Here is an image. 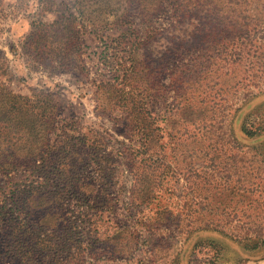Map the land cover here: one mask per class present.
Returning a JSON list of instances; mask_svg holds the SVG:
<instances>
[{"label": "trees", "instance_id": "16d2710c", "mask_svg": "<svg viewBox=\"0 0 264 264\" xmlns=\"http://www.w3.org/2000/svg\"><path fill=\"white\" fill-rule=\"evenodd\" d=\"M38 3L54 19L32 23L24 52L64 71L85 68V20L91 28H123L106 53L118 74L98 82L95 94L101 115H113L116 130L137 142L125 154L131 186L120 183L119 162L102 132L75 137L68 129L76 122L61 119L54 94L13 90L8 58L0 50V179L24 175L12 184L9 200L0 198V264L264 259V90L243 96L240 105L237 93L234 105L233 99L213 97L212 90L222 91L227 82L202 79L198 54L201 28H215L213 18L226 28L233 25L234 34L253 48L264 26V0ZM203 15L211 20L202 22ZM142 16L152 22L167 16L168 25L143 34L132 21L143 22ZM213 37L207 53L219 45ZM205 64L212 72L213 62ZM241 82H233L232 91ZM106 217L116 220L110 226L116 232L101 233Z\"/></svg>", "mask_w": 264, "mask_h": 264}, {"label": "rangeland", "instance_id": "374dc122", "mask_svg": "<svg viewBox=\"0 0 264 264\" xmlns=\"http://www.w3.org/2000/svg\"><path fill=\"white\" fill-rule=\"evenodd\" d=\"M57 1L72 3V0ZM126 1L122 0V3ZM99 7L98 5H93L92 9ZM98 13L99 11L95 14ZM43 16L48 21L54 19L52 14L45 16L41 12L38 0H3L0 5V50L8 58L9 67L13 75L9 81L13 90L23 95H32L36 91H46L54 94L61 106V119H67V121L74 120L76 122H72L74 127H71L70 124V128L68 129V132L75 137L83 138L86 135L90 136L93 129L102 132L109 141V149L115 153L119 162L120 183L130 187L131 176L125 166L127 163L125 154L130 151L131 146L135 147L137 142H132L121 135V128L116 130L112 119L114 118L113 115H101L95 94L98 82L114 78L118 74L114 69L116 68L115 66L111 67L107 65V61L111 59L106 58V53H111L110 45L113 39L122 32L123 28H109L107 30L91 28L89 27V22L85 20L86 25L80 28L83 46L82 58L85 68L83 72L76 73L72 69L64 71L53 63L34 59V56L29 55H33L32 53L28 54L24 52L23 46L27 36L33 30L32 23ZM201 18L202 22L205 19L208 22L211 20H208L205 15L201 16ZM210 18L212 17L210 16ZM80 20H82V17L79 18ZM192 20L194 18H191L190 22ZM132 21L135 23L133 28L140 30L143 34L157 28H165L168 25L167 16H162L153 22L144 17L143 22L140 18L133 19V17ZM81 22L82 25L83 21ZM213 22L215 28H201L203 32L201 41L198 39L200 41L198 47L201 48V51L198 52L200 75L202 79L210 76L207 80L215 77L219 78L223 83L226 81L227 84L223 86L222 91H220L221 86L212 90L214 92L212 93L213 97L224 96V99L228 98L229 102H232L234 98L233 93H237L236 102L239 103L243 96L264 90V26L260 27L262 28V33L256 39H252L256 42L253 48H251L249 39L234 34L230 29L233 28V25H230V28H226L222 24L219 25L214 18ZM241 27L237 29H243L245 32H256V29L252 27ZM185 28L187 30L185 36L189 38L191 36V27L187 26ZM215 29L216 32L213 33ZM212 36H218L220 42H218V47L212 48L211 52L207 53V48L214 43V37L212 38ZM233 38L236 39L235 43L231 41ZM205 62H213L211 66L212 72L204 70L206 67L204 66L203 68ZM217 69H219L217 73H214ZM261 79L262 81H260ZM238 80L242 81L241 84L238 85L236 90L232 91L233 82ZM221 92H223V95L220 94ZM234 104L235 100L233 99ZM158 110L159 114H162L160 116V125L163 127L165 126V123L162 121L164 107L162 106ZM59 124L60 126L65 125L63 121ZM89 172L90 169L85 171L84 174ZM23 179V174L1 176V200H9L11 197L10 191L13 189L12 184ZM121 197L124 198V196ZM117 218L119 222L123 223L126 221L121 212ZM115 222L116 220L111 221L109 217H106V223L99 226L101 233L112 234V232H116L114 225L110 227ZM183 243L184 240H181L178 246H183ZM179 247L177 250H179ZM89 262H92V260ZM249 263L264 264V259L257 260L254 258Z\"/></svg>", "mask_w": 264, "mask_h": 264}]
</instances>
